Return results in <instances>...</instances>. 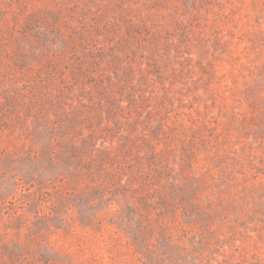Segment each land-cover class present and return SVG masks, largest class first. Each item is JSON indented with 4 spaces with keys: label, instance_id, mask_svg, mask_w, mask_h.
<instances>
[{
    "label": "rangeland",
    "instance_id": "obj_1",
    "mask_svg": "<svg viewBox=\"0 0 264 264\" xmlns=\"http://www.w3.org/2000/svg\"><path fill=\"white\" fill-rule=\"evenodd\" d=\"M0 264H264V0H0Z\"/></svg>",
    "mask_w": 264,
    "mask_h": 264
}]
</instances>
